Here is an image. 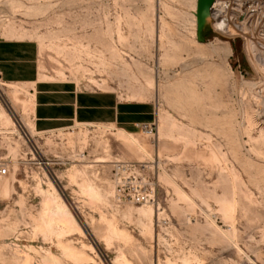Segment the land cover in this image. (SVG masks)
Returning <instances> with one entry per match:
<instances>
[{
	"label": "rangeland",
	"instance_id": "374dc122",
	"mask_svg": "<svg viewBox=\"0 0 264 264\" xmlns=\"http://www.w3.org/2000/svg\"><path fill=\"white\" fill-rule=\"evenodd\" d=\"M196 5L0 0V40L36 44L40 78L156 105L153 133H37L0 78V264H264V48L209 19L198 40ZM116 160L146 165L153 201L118 200Z\"/></svg>",
	"mask_w": 264,
	"mask_h": 264
},
{
	"label": "crops",
	"instance_id": "0c3cea01",
	"mask_svg": "<svg viewBox=\"0 0 264 264\" xmlns=\"http://www.w3.org/2000/svg\"><path fill=\"white\" fill-rule=\"evenodd\" d=\"M38 47L28 40H0V78L24 89L31 104H13L5 110L8 122H30V130L49 133L75 125H111L134 134L142 124L156 121V105L147 101L122 100L115 90L81 88L72 80L40 78ZM28 91V93H26ZM29 95V96H28Z\"/></svg>",
	"mask_w": 264,
	"mask_h": 264
},
{
	"label": "built area",
	"instance_id": "2783aa9c",
	"mask_svg": "<svg viewBox=\"0 0 264 264\" xmlns=\"http://www.w3.org/2000/svg\"><path fill=\"white\" fill-rule=\"evenodd\" d=\"M210 23L217 32L264 37V0H213L210 7ZM260 33V34H259ZM141 129L153 133L154 126L142 124ZM146 165L114 161L112 182L119 201L149 203L154 200L155 189L150 178L143 174ZM10 172L9 164L0 160V178Z\"/></svg>",
	"mask_w": 264,
	"mask_h": 264
},
{
	"label": "water",
	"instance_id": "95a60500",
	"mask_svg": "<svg viewBox=\"0 0 264 264\" xmlns=\"http://www.w3.org/2000/svg\"><path fill=\"white\" fill-rule=\"evenodd\" d=\"M213 0H197L196 5V19H197V33L198 40L203 41L202 31L207 25V20L210 18V7Z\"/></svg>",
	"mask_w": 264,
	"mask_h": 264
},
{
	"label": "bare ground",
	"instance_id": "6f19581e",
	"mask_svg": "<svg viewBox=\"0 0 264 264\" xmlns=\"http://www.w3.org/2000/svg\"><path fill=\"white\" fill-rule=\"evenodd\" d=\"M246 40H247V49L250 55L252 56L257 54L258 49L260 52V48H264V37H260L256 35V33L251 36L249 35L248 37H246Z\"/></svg>",
	"mask_w": 264,
	"mask_h": 264
},
{
	"label": "trees",
	"instance_id": "16d2710c",
	"mask_svg": "<svg viewBox=\"0 0 264 264\" xmlns=\"http://www.w3.org/2000/svg\"><path fill=\"white\" fill-rule=\"evenodd\" d=\"M210 36H211L210 26L207 24L202 31V37L204 40H207Z\"/></svg>",
	"mask_w": 264,
	"mask_h": 264
}]
</instances>
